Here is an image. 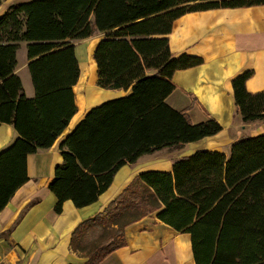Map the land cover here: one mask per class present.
<instances>
[{
  "label": "trees",
  "instance_id": "16d2710c",
  "mask_svg": "<svg viewBox=\"0 0 264 264\" xmlns=\"http://www.w3.org/2000/svg\"><path fill=\"white\" fill-rule=\"evenodd\" d=\"M258 6L264 0H32L10 7L0 17V124L12 125L19 137L0 152V212L28 181L26 157L50 148L76 112L78 65L68 40L104 33L93 53L97 85L131 94L91 109L60 145L62 162L48 185L56 214L65 201L76 208L95 203L116 172L139 157L222 130L213 119L194 124L166 104L173 74L203 62L174 58L167 35L187 13ZM21 43L33 99L14 75ZM251 76L231 82L244 124L264 121V91L245 88ZM155 212L161 223L190 235L194 264H264V133L233 143L229 157L198 150L176 159L171 172L139 174L74 230L71 250L84 264H99L125 246L126 227Z\"/></svg>",
  "mask_w": 264,
  "mask_h": 264
},
{
  "label": "crops",
  "instance_id": "0c3cea01",
  "mask_svg": "<svg viewBox=\"0 0 264 264\" xmlns=\"http://www.w3.org/2000/svg\"><path fill=\"white\" fill-rule=\"evenodd\" d=\"M30 1L3 0L0 17L10 7ZM104 35L95 32L68 44L74 47L78 65V78L72 87L76 112L50 148L26 157L28 181L0 212V264H84L87 259L71 250L72 233L81 223L102 213L139 174L171 172L176 159L198 150L229 157L233 143L264 133V121L242 122L231 86L234 78L251 71L246 90L264 91V6L187 13L172 24L167 35L169 51L174 58L186 54L203 62L173 74L174 91L165 102L176 111H185L194 124L213 119L222 130L180 149L163 148L139 157L116 172L110 187L95 203L76 208L65 201L62 212L56 214L57 200L48 185L55 166L62 162L60 145L91 109L131 94V89H103L97 85L93 53ZM26 47L21 43L16 53L14 75L19 77L26 98L33 99ZM18 137L12 125L0 124V152ZM124 237L125 246L99 264H194L190 235L177 233L158 221L156 212L126 227Z\"/></svg>",
  "mask_w": 264,
  "mask_h": 264
},
{
  "label": "rangeland",
  "instance_id": "374dc122",
  "mask_svg": "<svg viewBox=\"0 0 264 264\" xmlns=\"http://www.w3.org/2000/svg\"><path fill=\"white\" fill-rule=\"evenodd\" d=\"M189 5H192V4H189ZM69 42H72L73 40H68ZM87 242H89V241H87ZM79 245L80 246H83V245H86V241H82L81 243H79ZM106 245V242L105 241H103L102 243H101V246H105ZM78 256H81L80 254H78V253H76ZM82 257V256H81Z\"/></svg>",
  "mask_w": 264,
  "mask_h": 264
}]
</instances>
